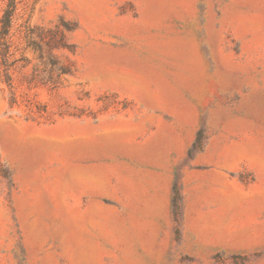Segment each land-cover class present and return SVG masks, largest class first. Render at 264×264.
I'll return each mask as SVG.
<instances>
[{"label":"rangeland","instance_id":"rangeland-1","mask_svg":"<svg viewBox=\"0 0 264 264\" xmlns=\"http://www.w3.org/2000/svg\"><path fill=\"white\" fill-rule=\"evenodd\" d=\"M0 0V264H264V0Z\"/></svg>","mask_w":264,"mask_h":264},{"label":"trees","instance_id":"trees-1","mask_svg":"<svg viewBox=\"0 0 264 264\" xmlns=\"http://www.w3.org/2000/svg\"><path fill=\"white\" fill-rule=\"evenodd\" d=\"M13 7H14V0H9L7 10L4 12L3 19H2L4 28H7L8 26L9 19L11 16V11H13Z\"/></svg>","mask_w":264,"mask_h":264}]
</instances>
